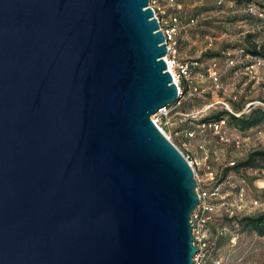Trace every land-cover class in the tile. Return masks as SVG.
<instances>
[{
  "label": "water",
  "instance_id": "95a60500",
  "mask_svg": "<svg viewBox=\"0 0 264 264\" xmlns=\"http://www.w3.org/2000/svg\"><path fill=\"white\" fill-rule=\"evenodd\" d=\"M165 55L150 0H0V264H193Z\"/></svg>",
  "mask_w": 264,
  "mask_h": 264
},
{
  "label": "rangeland",
  "instance_id": "374dc122",
  "mask_svg": "<svg viewBox=\"0 0 264 264\" xmlns=\"http://www.w3.org/2000/svg\"><path fill=\"white\" fill-rule=\"evenodd\" d=\"M263 4L264 0H251L248 4L244 0H222L220 5L215 0H180L177 17L184 26V32L180 36L178 49L179 46L183 47L186 57L178 59L188 62L197 60L198 63L192 68L191 82L180 81L185 94L166 107V119L158 112L152 116L159 119L160 127L182 154L195 160L194 170L202 182L207 184L206 165L212 168L220 182V197L213 201L215 210L207 229V252L203 264H264V236L238 225L242 216L264 212V165L260 163V168L230 169L222 176L223 170L232 166L230 162L236 164L249 152L264 151V138L251 135L235 148L221 142L208 128L200 134L195 123L209 107L222 105L230 109L231 100L244 106L251 102L254 106L264 107V74L259 69L255 77L250 78L245 70L249 61L240 52L252 40L264 47ZM230 10L231 14L237 16L255 14L259 21L220 25L217 20H223L226 15L231 16ZM190 19L194 21L190 22ZM188 21L189 24H185ZM248 34L253 35L247 37ZM225 46L224 51H221ZM205 52H219L220 55L209 58L203 55ZM212 63H215L221 83V89L217 91L209 89L211 82L207 70ZM192 86H196L199 91L190 96L187 92ZM183 100L189 101V108L185 111L180 109L179 104ZM189 131H194L193 137L186 136ZM226 131L229 136L238 135L230 126H226ZM205 154L208 155L207 160H204ZM240 191L241 201L238 198ZM253 200L260 205L253 207ZM221 227H226L231 235L219 234ZM231 236L235 237L233 242Z\"/></svg>",
  "mask_w": 264,
  "mask_h": 264
},
{
  "label": "built area",
  "instance_id": "2783aa9c",
  "mask_svg": "<svg viewBox=\"0 0 264 264\" xmlns=\"http://www.w3.org/2000/svg\"><path fill=\"white\" fill-rule=\"evenodd\" d=\"M160 1H164V4H160ZM217 4H222V0H215ZM150 6L153 9L154 16L157 20L159 30L162 32L164 37V43L166 46V55L164 59L166 61L167 67L172 74V77L178 86V92L182 95V89L180 87V81L184 80L187 82H191L192 78V67L196 66L197 63L195 61L188 62L186 60L181 61L178 59L177 50H178V42L181 34L184 32V26L180 24L177 11L180 9V0H150ZM192 22V20H191ZM240 52H243L240 50ZM244 55V54H243ZM244 58L249 62L245 66V70L247 75L251 78L255 77L257 71L260 69L264 74V59L258 56H253L249 54H245ZM230 63H232L230 61ZM208 77L210 79V90L217 91L221 89V83L219 79V75L215 69V63H212L208 67ZM198 90L196 86H192L187 92L188 95L195 94ZM252 103L249 102L246 104L244 110H246ZM229 110V109H228ZM158 113L163 115V118L166 119L167 110L166 107L162 108L158 111ZM157 113V114H158ZM238 115V114H237ZM153 121L156 125L163 131L162 127H160L159 119L153 118ZM210 129L216 137L223 143L231 144L233 147L238 148L241 143L245 140H248L250 136H229L226 131V125L224 120H220L215 123L209 124H200L198 125V132L203 134L206 129ZM165 134V132L163 131ZM165 136L169 139V136L165 134ZM186 136L193 137L194 131H189L186 133ZM253 136L264 138V129L258 130L253 133ZM202 147V146H200ZM186 160L192 167L194 171V177L196 179V192L198 194V204L194 211L190 215V225H191V235L193 237V244L196 247V253L193 256V264H203L204 258L207 252V224L212 220L213 213L215 210L214 200L217 199L220 194V184L216 183V175L214 174L212 168L209 165H206V178L207 184L202 182L198 175L194 170L193 160L188 155L185 156ZM208 155H204V160H207ZM233 161L230 162V165H233ZM238 198L242 200V192H238ZM224 202L222 201L221 204ZM251 205L253 207H257L260 204L253 200L251 201ZM220 233H229L226 227H223ZM229 235H231L229 233ZM235 239L234 236H231V241L233 242Z\"/></svg>",
  "mask_w": 264,
  "mask_h": 264
},
{
  "label": "trees",
  "instance_id": "16d2710c",
  "mask_svg": "<svg viewBox=\"0 0 264 264\" xmlns=\"http://www.w3.org/2000/svg\"><path fill=\"white\" fill-rule=\"evenodd\" d=\"M241 1V0H237ZM246 4L250 3L251 0H244ZM199 6H195V8H198ZM262 10H264V4L262 5ZM229 15H226V17L223 18V20H217V22L220 25H224L225 23H233L237 21H254L258 22L259 18L255 14L250 13H244L240 14V16H237L236 14H231V10L229 12ZM194 21V19H190L191 22ZM189 21L185 24H189ZM181 23V21H179ZM253 34H248L247 37H252ZM249 46L241 48L243 51V54H249L253 56H258L264 59V47L262 45H258L255 40H252ZM222 47L221 51H224L226 48ZM203 55H207L209 58H214L220 55L219 52H205ZM196 63H198L197 60H194ZM193 68V67H192ZM185 94V89L182 90V95ZM249 103V102H247ZM264 104V101L262 102ZM180 109L183 111L187 110L189 108V101L183 100L182 102H179ZM230 109L228 110L222 105H216L214 107H209L208 110L205 112L204 115L200 116L196 120V124H209V123H215L220 120L225 121L226 126H230L234 129V131L241 136H251L254 132L258 130L264 129V107L262 106H254L250 105L246 110H244L245 106L243 104H240L239 102L230 101ZM238 114V115H237ZM185 156V155H184ZM261 165H264V151H252L249 152L246 157L240 161H238L236 164L233 163L232 166L226 167L223 170L222 176L224 177L227 174V171L230 169H238V168H260ZM235 164V165H234ZM216 183L220 184L218 179H216ZM211 221L207 224V229H209V224ZM238 225H241L242 227H245L253 232H255L259 236H264V212L256 215H249V216H242L238 220ZM223 227L220 228V231ZM222 234V233H219Z\"/></svg>",
  "mask_w": 264,
  "mask_h": 264
},
{
  "label": "crops",
  "instance_id": "0c3cea01",
  "mask_svg": "<svg viewBox=\"0 0 264 264\" xmlns=\"http://www.w3.org/2000/svg\"><path fill=\"white\" fill-rule=\"evenodd\" d=\"M159 3L160 4H164V1H160ZM180 24L182 25V23H180ZM184 57H186V52L183 50V47H180L179 46V49H178V58L181 59V58H184Z\"/></svg>",
  "mask_w": 264,
  "mask_h": 264
}]
</instances>
